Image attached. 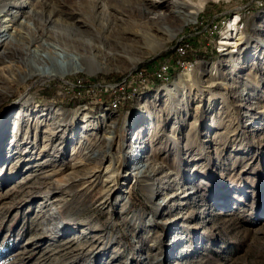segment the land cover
<instances>
[{"label":"rangeland","instance_id":"obj_1","mask_svg":"<svg viewBox=\"0 0 264 264\" xmlns=\"http://www.w3.org/2000/svg\"><path fill=\"white\" fill-rule=\"evenodd\" d=\"M41 1L0 2L61 75L0 45V264H264V0H192L163 33L139 0Z\"/></svg>","mask_w":264,"mask_h":264},{"label":"bare ground","instance_id":"obj_2","mask_svg":"<svg viewBox=\"0 0 264 264\" xmlns=\"http://www.w3.org/2000/svg\"><path fill=\"white\" fill-rule=\"evenodd\" d=\"M192 0H143V1H138V5H140V12L141 15L147 16L148 20L150 22H152L154 24V26L152 27V25L149 27V30L151 31H155V32H164L163 31V27L159 26L161 25V23H165L168 22L171 18H173V16L175 17L176 15H181V13L183 14L185 10H187V8L189 7H193V10L188 11L190 13L193 14H197L198 11L200 10L199 8L200 6H194V4H191ZM200 2V4H202V2L204 0H195ZM0 2L5 3V2H10V0H0ZM57 6H53L51 5V2L49 0H42L41 3L39 4L40 10H38V12L40 13V15L44 16L48 22L52 21V18L55 15L60 16L61 14V10L58 12V8L60 7L59 3H56ZM51 5V6H50ZM160 8L164 9L165 11L160 12ZM87 11V10H86ZM101 11H104L106 13L107 16L110 17V19L112 20L113 23L116 22L115 19H117V17L114 15L113 11L108 10V7L103 4L102 2L98 1V2H94L91 10L89 11L88 15L89 18L93 15H95V13L99 14ZM87 14V13H86ZM88 24L86 20H82V19H77L76 22H72L70 23V27H73L74 30L76 31H84V29L82 28V25L84 24ZM87 26V25H86ZM91 26V25H90ZM87 29H90L89 26L87 27ZM258 30H262V28H257ZM11 26L9 24L5 25L4 29H0V45L3 43H8L10 45H14L16 48H18L21 53H22V58L20 59V63H22V67H24L25 69V76H35L38 75L40 77H59L61 76L59 73H57L56 71L54 73H48L47 71H45V69L42 67L45 62H44V58H40L39 56H35V55H31V49L27 48L26 51L23 49L22 46H20V39H18L16 37V33L15 35L13 33H11ZM92 30H95V28H93ZM91 30V31H92ZM126 32H131L133 34V37L135 40L139 41L142 40L144 41V43L146 44H150L152 41L151 36L149 35V33H144L141 31H135L133 29L130 28H125L123 30V32H119V36L122 39L123 34ZM106 38V37H105ZM36 39H38V36H36ZM228 39L231 38H224L221 40L220 45H222L223 47H225L226 45L231 46L232 42H230ZM34 39H31L30 42L33 43ZM87 41L89 42V40L87 39ZM107 43H109L108 41H105ZM260 46L264 47V45H261V43L259 44ZM36 48H39V45L36 46ZM225 49V48H223ZM232 52V51H229ZM89 55L87 56V59ZM3 59V57H0V60ZM2 73V72H1ZM181 81H183V77L180 76ZM15 129V128H14ZM91 153V152H90ZM135 155V153H133ZM132 154V155H133ZM96 156V154L93 152L92 154H90V156H88L86 159L89 158H94ZM84 164V161H83ZM143 167H140V169L138 170V173L142 174L143 172ZM107 172V171H106ZM37 174V173H35ZM54 199H48L46 200V203L49 205V203H53L55 201H52ZM52 209H55L54 207ZM55 213V212H54Z\"/></svg>","mask_w":264,"mask_h":264},{"label":"trees","instance_id":"obj_3","mask_svg":"<svg viewBox=\"0 0 264 264\" xmlns=\"http://www.w3.org/2000/svg\"><path fill=\"white\" fill-rule=\"evenodd\" d=\"M215 52V51H214ZM216 53V52H215Z\"/></svg>","mask_w":264,"mask_h":264}]
</instances>
